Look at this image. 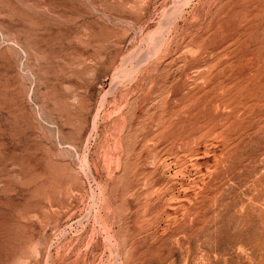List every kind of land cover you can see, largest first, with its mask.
<instances>
[{
  "label": "rangeland",
  "instance_id": "obj_1",
  "mask_svg": "<svg viewBox=\"0 0 264 264\" xmlns=\"http://www.w3.org/2000/svg\"><path fill=\"white\" fill-rule=\"evenodd\" d=\"M0 264H264V0H0Z\"/></svg>",
  "mask_w": 264,
  "mask_h": 264
}]
</instances>
